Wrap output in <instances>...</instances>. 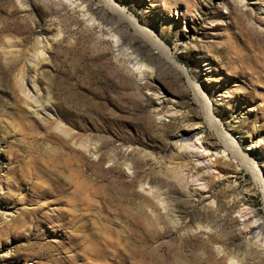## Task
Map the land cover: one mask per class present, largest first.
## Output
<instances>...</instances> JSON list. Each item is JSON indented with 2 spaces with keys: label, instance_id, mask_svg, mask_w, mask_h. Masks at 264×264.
I'll return each mask as SVG.
<instances>
[{
  "label": "rangeland",
  "instance_id": "1",
  "mask_svg": "<svg viewBox=\"0 0 264 264\" xmlns=\"http://www.w3.org/2000/svg\"><path fill=\"white\" fill-rule=\"evenodd\" d=\"M24 1L0 0V264H228L216 244L261 264L245 253L239 233L241 199L257 218L264 214L262 193L241 162L217 154L227 170L211 182L216 210L160 180V163L186 124L219 141L188 77L159 69L155 85L165 100L158 117L156 97L72 13ZM119 1L168 45L194 85L210 91L219 128L241 153L254 151L264 174V0ZM58 33L36 66L38 43ZM30 75L37 92L27 104L20 83ZM170 105L184 116L167 113ZM126 156L139 179L168 190L181 225L154 200L152 210L145 205L121 163Z\"/></svg>",
  "mask_w": 264,
  "mask_h": 264
},
{
  "label": "bare ground",
  "instance_id": "2",
  "mask_svg": "<svg viewBox=\"0 0 264 264\" xmlns=\"http://www.w3.org/2000/svg\"><path fill=\"white\" fill-rule=\"evenodd\" d=\"M42 1L52 2L57 7L72 13L74 19L90 31L99 42H104L108 45L110 50L109 55L113 57L116 65L122 67L131 78H134L133 80H135L138 88H144L149 95L151 94L156 97L157 101L154 103L155 110H153L156 116L161 117L164 115L160 105L165 100L164 94L155 85L156 75L159 69L164 67L188 77L187 80L193 92L194 100L199 104L200 111L206 120L207 126L216 132L219 141H210L206 138L202 128L193 127L191 123L186 124V128L172 138V153L169 155V159L160 163L164 171L162 176H166L160 180L167 183L174 180L180 187L182 195L186 196V198H201L202 200H207L209 209L216 210V201L211 198L212 194L210 193L211 182H213V178H219L220 174L227 170L219 164L223 161L216 159L217 154L220 153L219 158L228 156L230 160L237 163L241 162L242 167L250 171L254 178V183L262 193L264 207V174L260 172L257 165L258 158L254 156V151L247 154L241 153L239 143L221 131L218 122L215 120L217 104L214 105L212 103L213 101H210V91L202 85L197 86L193 84L188 76L187 68L176 61L168 45L157 33H154L152 29L140 25L142 23L139 22L135 15L129 13L127 6L122 5L119 0ZM229 1L244 6L245 0ZM18 2L22 6L26 5L24 0H18ZM186 23L183 26H186L189 32H191L190 25L188 24L189 21ZM60 36V33L52 38L45 36L43 42H37L38 61L34 62L36 66H39L40 62L44 60V55L49 44L53 42L54 38ZM203 61V66H210V60L208 58H203ZM33 67L32 69L34 70L37 68L35 66ZM20 88L23 100L29 104L32 94L37 92L34 75H30L26 83H24L23 78L20 83ZM45 109V107L41 108V110ZM166 112L170 115H183L182 111L176 109L173 105H170L166 109ZM35 113L37 114V112ZM256 142L254 148L256 147ZM96 151V146H94L93 150L89 152L96 156ZM180 162H184L182 167H180ZM121 163L132 174L129 180L130 183L138 186L141 193L138 196L147 199L145 205L151 209L152 200H154L155 205L170 216L171 223L175 227L181 225L182 223L179 222L177 215H175L177 213L176 206L174 201L169 198L168 190H162L159 185H152L150 179H139L134 162L127 156L123 158ZM225 164L228 165L227 163ZM172 170L179 172V175L170 174L169 176L168 174ZM189 184L192 185L190 186ZM240 201L242 202V206L236 212L239 219V233L246 247L245 253L256 254L262 259L261 264H264V214L257 218V211L250 206L248 200L241 199ZM214 204L215 207H213ZM200 228L201 226L196 225L194 230H200ZM214 249L217 254H221L222 259H226L228 264H246L245 256L240 257L235 252H228L225 246L223 247L221 244H216Z\"/></svg>",
  "mask_w": 264,
  "mask_h": 264
}]
</instances>
